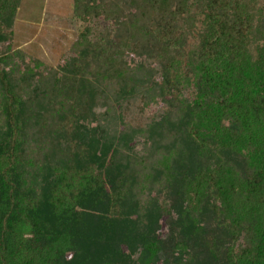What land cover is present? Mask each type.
<instances>
[{"label": "trees", "instance_id": "obj_1", "mask_svg": "<svg viewBox=\"0 0 264 264\" xmlns=\"http://www.w3.org/2000/svg\"><path fill=\"white\" fill-rule=\"evenodd\" d=\"M28 2L0 0V264H264V0H68L55 65Z\"/></svg>", "mask_w": 264, "mask_h": 264}, {"label": "rangeland", "instance_id": "obj_2", "mask_svg": "<svg viewBox=\"0 0 264 264\" xmlns=\"http://www.w3.org/2000/svg\"><path fill=\"white\" fill-rule=\"evenodd\" d=\"M69 14L68 0H29L23 15L26 18V26H32V30L27 32L24 38L19 36V40L24 43L23 48L35 58L49 64L55 65L68 57L70 46L75 39V32L68 22H65ZM22 31L23 29L19 32ZM158 108V104L142 107L141 102H137L125 106L124 114L131 124L142 126L153 118Z\"/></svg>", "mask_w": 264, "mask_h": 264}]
</instances>
